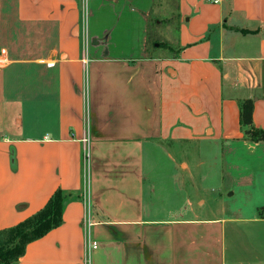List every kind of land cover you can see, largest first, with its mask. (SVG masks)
I'll use <instances>...</instances> for the list:
<instances>
[{"label": "crops", "instance_id": "1", "mask_svg": "<svg viewBox=\"0 0 264 264\" xmlns=\"http://www.w3.org/2000/svg\"><path fill=\"white\" fill-rule=\"evenodd\" d=\"M85 1L0 0V231L58 189L83 195L16 264H264V141L244 139L238 109L252 100L264 131V0H178L163 53L147 47L155 0H124L137 56L94 34L84 65ZM200 142L245 165L232 182L247 215L181 214L172 151Z\"/></svg>", "mask_w": 264, "mask_h": 264}, {"label": "rangeland", "instance_id": "2", "mask_svg": "<svg viewBox=\"0 0 264 264\" xmlns=\"http://www.w3.org/2000/svg\"><path fill=\"white\" fill-rule=\"evenodd\" d=\"M102 3L104 6L98 7L92 0H86L81 8L83 12L81 33L87 45L85 57L90 58L92 54L91 39L95 34L103 44L107 43V50L111 55L121 54L135 58L139 52L137 39L140 32L139 23L132 18L137 17V13H130V5L124 0L117 2L105 0ZM154 3L147 47L150 52L154 50L163 53L165 48L174 49L173 43L178 32L179 1L155 0ZM161 45L164 46L160 47ZM103 49L104 47L101 50ZM172 154L183 164L178 173L182 181V187L178 190L179 201L184 208L182 215L210 217L222 216L224 213L231 216L234 213L238 214L239 211L242 215L249 213L248 206L253 204V201H241L238 189L232 182L234 173L244 170L245 165L239 167L237 161L238 167L231 168L232 156L230 157L226 150L223 151L220 146L200 142L194 145H180L176 150L173 149ZM233 190L234 194L230 196Z\"/></svg>", "mask_w": 264, "mask_h": 264}, {"label": "trees", "instance_id": "3", "mask_svg": "<svg viewBox=\"0 0 264 264\" xmlns=\"http://www.w3.org/2000/svg\"><path fill=\"white\" fill-rule=\"evenodd\" d=\"M164 46V45H161ZM239 126L244 139L251 143L264 141V131L252 124L253 101L238 102ZM82 193L58 189L45 206L14 227L0 231V264H16L24 256L26 246L62 225L65 205L82 200Z\"/></svg>", "mask_w": 264, "mask_h": 264}, {"label": "built area", "instance_id": "4", "mask_svg": "<svg viewBox=\"0 0 264 264\" xmlns=\"http://www.w3.org/2000/svg\"><path fill=\"white\" fill-rule=\"evenodd\" d=\"M83 63L84 65H86L87 63V58L84 57L83 59ZM82 143L84 144V149H83V158H84V162H86L88 160V146H89V138L88 136L84 137L83 140H82ZM85 223H86V227H90L91 226V223L89 221V217L85 218ZM97 247V243L96 242H91L89 239L86 243V250L87 252H91L93 249H96Z\"/></svg>", "mask_w": 264, "mask_h": 264}]
</instances>
